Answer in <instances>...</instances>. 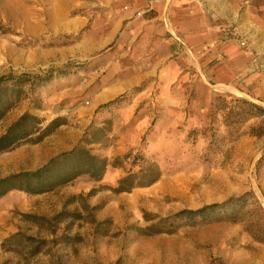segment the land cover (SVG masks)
Wrapping results in <instances>:
<instances>
[{
  "label": "rangeland",
  "instance_id": "obj_1",
  "mask_svg": "<svg viewBox=\"0 0 264 264\" xmlns=\"http://www.w3.org/2000/svg\"><path fill=\"white\" fill-rule=\"evenodd\" d=\"M242 1L249 11L231 21V33L252 47L264 73V0ZM51 70L57 76L50 82L26 85L0 133L25 112L63 123L40 142L1 152L0 177L71 148L88 103L85 0H0V75ZM141 87L93 118L112 127L106 142L91 144L111 161L103 178H85L81 189L72 181L0 198V264H264V114L238 106L247 98L264 107V98L216 91L206 108L189 104L180 116L154 111L140 125L146 116L131 108ZM148 161L159 165L158 180L118 190L121 177ZM233 198L241 200L228 219L177 215ZM173 215L174 222L166 219Z\"/></svg>",
  "mask_w": 264,
  "mask_h": 264
},
{
  "label": "crops",
  "instance_id": "obj_2",
  "mask_svg": "<svg viewBox=\"0 0 264 264\" xmlns=\"http://www.w3.org/2000/svg\"><path fill=\"white\" fill-rule=\"evenodd\" d=\"M246 10L242 0H85L83 134L105 110L102 104L138 86L143 91L131 109L140 107L138 115L146 116L140 125L154 111L180 116L189 104L206 108L216 91L264 98L263 68L230 29ZM85 178L91 176L73 181L81 189Z\"/></svg>",
  "mask_w": 264,
  "mask_h": 264
},
{
  "label": "trees",
  "instance_id": "obj_3",
  "mask_svg": "<svg viewBox=\"0 0 264 264\" xmlns=\"http://www.w3.org/2000/svg\"><path fill=\"white\" fill-rule=\"evenodd\" d=\"M58 72L59 74H66V71L62 69L57 70V74ZM57 74L51 70L45 75L31 73L0 75V121L13 105L21 99L22 94L26 91V85L29 89H34L50 82ZM121 100V98H115L102 104L101 107H110ZM238 100L241 102L238 105L239 108L241 107L239 113L245 110V112L257 111L261 115L264 114L263 106L247 98H238ZM229 113L233 114L234 117L237 116L236 106H233ZM62 123L58 122V118H54L45 124L42 117L31 112H25L13 121L3 133H0V153L24 143L40 142ZM111 130V126L93 123L86 130L81 141L72 149L51 157L48 162L36 169L21 170L0 177V198L16 189L30 193L50 191L72 182L81 174H88L94 180L103 178L111 161L108 156L95 152L90 145L106 142L109 139ZM263 133L264 119L258 130V134ZM160 176L161 169L159 165L155 161H148L147 164L146 162L142 164L139 170L130 171L121 177L118 182V190L125 191L137 185L150 184L158 180ZM240 200L241 198H233L223 202H212L196 209H183L177 215L189 217L201 215L203 218L213 215L214 219H228L232 216L231 213L235 211V206L239 204ZM177 215L168 216L166 219L174 222ZM218 264L224 263L220 262Z\"/></svg>",
  "mask_w": 264,
  "mask_h": 264
}]
</instances>
